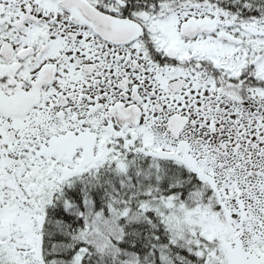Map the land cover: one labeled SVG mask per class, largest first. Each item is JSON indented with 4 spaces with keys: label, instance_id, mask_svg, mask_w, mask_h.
I'll return each mask as SVG.
<instances>
[{
    "label": "snow or ice",
    "instance_id": "snow-or-ice-1",
    "mask_svg": "<svg viewBox=\"0 0 264 264\" xmlns=\"http://www.w3.org/2000/svg\"><path fill=\"white\" fill-rule=\"evenodd\" d=\"M0 264H264V0H0Z\"/></svg>",
    "mask_w": 264,
    "mask_h": 264
}]
</instances>
